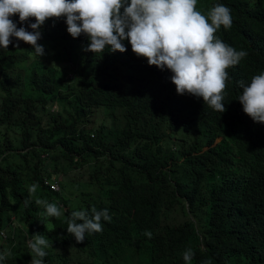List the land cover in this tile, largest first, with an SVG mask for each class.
Listing matches in <instances>:
<instances>
[{
	"label": "trees",
	"instance_id": "trees-1",
	"mask_svg": "<svg viewBox=\"0 0 264 264\" xmlns=\"http://www.w3.org/2000/svg\"><path fill=\"white\" fill-rule=\"evenodd\" d=\"M216 3L231 9L233 24L215 35L247 52L226 69L231 79L223 113L207 104L193 112L179 104L178 96L190 102L197 98L177 94L170 71L149 66L133 52L106 49L93 57L82 46L81 53L75 43L83 36L68 34L65 20H48L39 43L44 49L47 43L49 54L55 50L57 57L64 48L72 59L80 55L73 80L54 74L31 45L19 41L18 50L14 37L8 49H0V125L5 130L0 134V230L10 232L0 251L13 253L3 264L31 261L27 241L34 233L52 244L45 249L44 264H104L109 255L123 264H185L182 254L188 248L195 253L191 264H264V124L245 114L238 100L239 82L250 83L264 71V0L197 1L205 15ZM15 21L21 26L18 15ZM125 45L128 50L127 40ZM13 60L26 66V73L3 70ZM94 112L102 114L98 122L91 118ZM177 113L185 130L195 129L187 139L168 130L178 124ZM200 116L204 123L198 129L193 122ZM82 166L85 181L71 186L61 177L57 190L43 183ZM32 184L38 187L30 196ZM37 199L57 203L62 216H42ZM175 206L190 216L165 222L163 216ZM93 207L107 208L112 219H102L103 231L86 233L77 243L67 221L76 210L91 216ZM125 254L130 260H122Z\"/></svg>",
	"mask_w": 264,
	"mask_h": 264
},
{
	"label": "clouds",
	"instance_id": "clouds-1",
	"mask_svg": "<svg viewBox=\"0 0 264 264\" xmlns=\"http://www.w3.org/2000/svg\"><path fill=\"white\" fill-rule=\"evenodd\" d=\"M196 6L197 0H0V49H8L14 37L17 41L14 46L18 50L21 49L19 41H23L31 45L34 56H39L41 60L52 55L56 59H67L63 79L73 80L82 63L80 55L72 59L70 54L66 56L68 52L64 48L62 55L57 57L55 50L49 54L47 43L45 49L39 43L41 29L48 20H65L68 34L73 38L83 36L75 43H80L81 53L82 46L93 57H96L95 53L103 54L106 49L112 53L127 51L132 55L133 52L137 57L146 58L149 66L170 71V80L176 86L177 94L197 98L190 102L178 96L176 100L179 104L191 107V112L197 105L206 109L207 104L223 113L226 111L227 81L231 79L226 69L238 65L247 52L236 50L215 35L221 26L225 30L232 27L233 18L228 6L216 3L207 15L197 10ZM17 15L21 24L19 27L15 21ZM32 18L34 22H31ZM126 40L130 44L128 50ZM239 83L242 94L238 100L244 113L254 122L264 124V71L254 75L250 83L243 80ZM198 98H202L203 102ZM56 107L55 102L49 103L51 111H56ZM180 119L181 114L177 113L179 125L173 122V127L179 126L183 132L192 131L191 137L195 129L190 127L185 130ZM203 123L202 116L193 122L198 129ZM220 138L221 135H218L214 140ZM37 187L36 184L28 187L30 196L36 193ZM28 203L29 200H25V204ZM35 203L44 209L41 215L45 218H60L63 214L61 206L55 202L37 199ZM91 212V216L85 209L71 212L67 232L74 236L77 243L85 240L86 233L103 231L102 219L109 222L112 219L107 208L97 210L93 207ZM0 234L4 233L0 230ZM145 235L151 238L152 232L146 230ZM27 247L32 257L30 264H44L45 249L52 244L42 234L34 233L27 241ZM12 255L10 249L0 251V264ZM182 255L185 264H191L195 253L188 248Z\"/></svg>",
	"mask_w": 264,
	"mask_h": 264
},
{
	"label": "rangeland",
	"instance_id": "rangeland-1",
	"mask_svg": "<svg viewBox=\"0 0 264 264\" xmlns=\"http://www.w3.org/2000/svg\"><path fill=\"white\" fill-rule=\"evenodd\" d=\"M197 1H201V0H197ZM203 1H205V0H203ZM249 1L253 2L254 0H249ZM196 7H197V10H199V11L204 9L201 5H197ZM43 61H45L44 62L45 65L51 66L53 68L54 74H55V70L58 72L59 78H63L64 77V74H65L64 65L67 66L66 65V63L68 61L67 59H65V60L61 59V58L60 59H56V57L54 55H52L48 59L44 58ZM28 62H29V59L27 60L26 63L28 64ZM20 65H25L24 61H21ZM3 70H9V71H12V72L19 71L21 74H24V73H26V66H24L23 68H20V67H18L15 64V62H6V63L3 64ZM13 77H15V76H13ZM19 89L21 91V87H19ZM0 94H1V90H0ZM50 102H54V101H50ZM56 106H57V104H56ZM101 116H102L101 113L94 112L91 115V118H94L98 122L101 119ZM168 130H169V132L171 134L173 133L176 138H178L181 135H183L187 139V137L189 138L191 133H192V131H188V132L181 131L179 129V126H176L175 128L171 127ZM6 132L12 134V131L10 129L7 130ZM3 133H5L4 126L0 125V134H3ZM0 141H1V136H0ZM174 141H176V143L178 145L181 144L180 140H174ZM0 146L2 147L1 142H0ZM173 147H174V145H173ZM3 153H6V151H4ZM58 175L63 177V180H65V182H67V184L68 185L70 184L71 186L76 184L77 182H82V181L87 180L86 167H84V166H82V168H80V169L76 168V167H69V168H67L66 171H64V174L63 173H59ZM167 212L168 213L165 214V216H163V220L165 222L176 223V222H180V221L186 219V217L190 216L189 213L185 214V212H183L182 209L178 208L177 206H175L173 209H171L169 211L167 210ZM1 231L4 234H0L1 235L0 236V242L4 243V242H6L7 233L10 234V232H8V228L7 227L2 228ZM56 249H58V247ZM59 250L63 251L64 248L63 247H59ZM130 257H131L130 255L125 254L122 257V260H130ZM4 264H22V263L20 261H16V260H8V263L5 262ZM27 264H30V260L27 262ZM99 264H101V263L99 262ZM104 264H123V263H119L118 259H113L109 255L108 258L105 260ZM127 264H132L131 260L128 261Z\"/></svg>",
	"mask_w": 264,
	"mask_h": 264
},
{
	"label": "built area",
	"instance_id": "built-area-1",
	"mask_svg": "<svg viewBox=\"0 0 264 264\" xmlns=\"http://www.w3.org/2000/svg\"><path fill=\"white\" fill-rule=\"evenodd\" d=\"M61 178L60 175L54 177L53 175L49 178H44L43 183L48 185L51 189L57 190L58 189V180Z\"/></svg>",
	"mask_w": 264,
	"mask_h": 264
}]
</instances>
